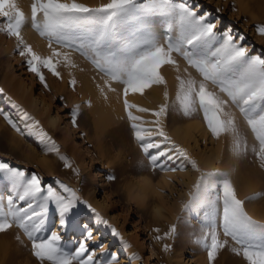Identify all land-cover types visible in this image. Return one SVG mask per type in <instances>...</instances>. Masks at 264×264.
I'll use <instances>...</instances> for the list:
<instances>
[{"label":"snow or ice","instance_id":"snow-or-ice-1","mask_svg":"<svg viewBox=\"0 0 264 264\" xmlns=\"http://www.w3.org/2000/svg\"><path fill=\"white\" fill-rule=\"evenodd\" d=\"M209 15H197L188 0H107L97 6L80 0H30L27 15L18 0H0V33L15 39V49L26 62L27 70L46 89L49 85L42 69L61 79L59 65L76 67L73 53L101 74L102 85L96 87L105 100L108 93H117L114 84L121 86L118 99L122 95L126 121L147 161H139V167H149L153 172L191 170L197 174L181 208L188 216L198 218L200 235L196 243L206 250L209 264H214L222 250L242 256L247 264H264V220L254 219L247 210L249 203L264 198V192L241 199L233 180L236 167L203 170L187 149L165 131L166 121L174 114L186 118L202 114L213 139L230 138V158L247 161L251 157V163L264 171V55L250 54V49L241 43L243 36L237 38L230 30L218 32ZM26 26L47 41L50 55H41L26 41ZM257 32L264 35V26H257ZM163 66L176 73L174 98H170ZM69 84L75 91L77 80L73 77ZM157 88H162V101L155 108L129 101L130 93L143 96L146 90ZM7 98L20 113L24 128L3 108L0 117L21 136H35L46 152L56 153L65 168L73 169L40 122L10 96ZM85 103L91 107V101ZM237 112L252 134L251 145L238 124ZM135 113H150L153 119L145 120ZM79 115L80 106L76 105L71 112L73 127L78 126ZM162 145L165 147L161 150ZM73 171L79 175L77 169ZM107 179L115 177L109 175ZM0 184L8 189L6 196L0 195V234L14 227L22 230L39 264H119L115 254L97 258L90 251L88 242L94 241L95 236L86 225L80 228L75 220L78 204L84 203L95 214L97 223L108 225V221L91 204L81 201L72 188L63 183L62 191L45 186L39 174L3 159ZM53 208L57 230L48 232ZM66 228L84 233V239L74 249H66L62 243ZM176 233L177 226L173 224L163 236L155 238L163 240ZM111 234L120 237L114 227ZM15 239L19 241L20 236ZM121 243L130 247L123 238ZM170 249L171 245H163V251ZM131 259L140 257L134 254Z\"/></svg>","mask_w":264,"mask_h":264},{"label":"rangeland","instance_id":"rangeland-1","mask_svg":"<svg viewBox=\"0 0 264 264\" xmlns=\"http://www.w3.org/2000/svg\"><path fill=\"white\" fill-rule=\"evenodd\" d=\"M188 2L197 15L210 13L208 19L216 23L218 32L230 30L237 38L243 36L244 40L241 43L250 49V54L264 55V35L257 32V26H264V0H188ZM183 66L181 63L182 68ZM42 71L49 85L48 89L44 88L35 74L27 70L26 62L15 49V39L0 33V88L4 89V93L0 95V108L9 112L14 122L24 128L25 122L21 121L19 112L3 106L1 101L4 97L8 100L7 97L10 96L19 104L26 96L22 93V100L18 99L14 88L23 84V88L27 89L29 102L28 107L21 108L40 122V127L56 141L60 154L69 158L73 169H77L79 175L73 169L65 168L56 153L46 152L35 136H21L15 132L3 117H0V159L26 169L29 173L39 174L45 186L52 185L62 191L60 183L67 185L76 191L81 201L91 204L99 215L108 221V225L97 223L95 214L84 203L78 204L75 220L79 222L80 228L86 225L93 231L95 240L89 241L88 247L90 251L95 252L97 258L115 254L119 264H209L206 250L196 243L200 235L198 218L195 215L188 216L181 208L182 202L188 198L187 193L195 179V173L191 170L163 173L159 170L153 172L149 167L141 169L139 161L143 159L145 164L147 161L135 141L130 124L126 121L125 112L123 115L125 119L120 121L122 127L117 135L119 139L117 143L107 138L104 139V145H97L92 117L84 120L80 118L84 109H80L77 127H73L70 122L72 109L76 105L80 108L82 105L85 106L79 95L73 94L77 89L75 88L73 92L69 81L66 83L57 79L46 69ZM173 71L169 72L175 84L176 73L172 74ZM31 82L32 86L29 88ZM170 95L174 98L175 92L174 95L173 93ZM135 114L141 115L145 120L153 119L150 113ZM236 115L241 131L248 137L251 145L254 142L252 134L238 112ZM50 116L56 117L53 125L48 123ZM201 116L186 118L180 115L177 120L169 118L165 131L177 144L187 149L198 164L201 158L209 156L218 148L220 157L214 168H229L231 165L226 164L223 157L226 152L229 155L230 138L213 139ZM173 120L177 122H172L171 125L170 122ZM196 121L204 126L201 125L204 135L202 137L196 135L195 146L192 140L187 144L177 139L174 134L176 125ZM164 147L162 145L161 150ZM150 151L155 153L157 150ZM249 159L239 162L248 163L246 165L254 169L251 157ZM109 175L115 179L108 180ZM143 180L150 182L147 189L143 188ZM157 189H161L162 193ZM7 194L8 189L4 184H0V195ZM155 205L161 206L160 215L154 213ZM57 223V214L53 208L49 213L48 232L57 230ZM173 224L177 226V233L173 237L156 240L157 235L163 236ZM113 227L120 233V237L111 234ZM155 229H159V232ZM17 235L20 236L19 241L15 239ZM121 238L130 247L125 248ZM0 239L3 241L5 252L2 264H39L32 255L31 242L22 230L14 227L7 233L0 234ZM83 239V232L76 228H66L62 243L66 249H74ZM166 243L171 245L168 252L163 251V245ZM134 254L140 259H131ZM228 262L247 264L242 256H236L227 250L221 251L214 264Z\"/></svg>","mask_w":264,"mask_h":264},{"label":"bare ground","instance_id":"bare-ground-1","mask_svg":"<svg viewBox=\"0 0 264 264\" xmlns=\"http://www.w3.org/2000/svg\"><path fill=\"white\" fill-rule=\"evenodd\" d=\"M80 2L88 4L90 6H97L101 3H106L107 0H80ZM18 3L21 6L22 10L26 13V15L30 13V0H18ZM23 35L26 41L33 45L35 51H37L41 55H50V50L47 47V41L41 38L35 30L31 29L30 26L25 27L23 31ZM72 60L75 63L76 67H65L61 64L58 66V70L61 73L62 81L67 83L73 77L77 80V85H76L77 92L73 94L76 96L79 95V98L83 100V104H85V106L82 105L80 108L82 110L84 109L81 112L80 118L84 120V119H89L90 116L92 117L91 122H93L94 137H95V141L97 142V145H104L105 144L104 139L107 138H110L112 139L113 142L117 143V140H119L117 135L119 134L122 127L120 126V121L123 120V119L121 120V117H123L124 115L122 95H120L118 99V93H122L121 86L114 84L113 86L117 88V93H108V99L105 100L100 95L96 87L97 84L102 85L101 74H99L93 68V66L78 53L72 54ZM172 70L173 69L170 68L169 66H163L161 69L162 74L168 80L169 93L170 94L173 93L174 95L175 84L172 81V77L170 75V72H172ZM174 72L175 71H173L172 74H174ZM31 86H32V82L29 88ZM26 87L28 88L27 84ZM14 93L16 94L17 98L18 99L21 98V100H22L21 95L23 93L26 96V98H24L21 102H19V104L21 107L23 106L28 107L27 103L29 102V96H27V89L23 88V84L22 85L20 84L18 85V87H15ZM73 94L69 92V95L72 97ZM171 96L172 95H170V97ZM1 101L3 106H6L8 109L12 108L11 104L8 102V100L5 97L2 98ZM36 101L37 99L34 100V102ZM86 101H91V107H88V105L85 103ZM129 101L150 108H154V106L157 107V105L162 101V88H157L155 90H146L143 96H141L138 93L137 94L130 93ZM85 108L87 110H85ZM177 115H174L173 118L171 117L170 120L171 119L177 120V117H180L179 114ZM55 120H56L55 116H50L48 120L49 125L50 124L53 125L55 123ZM175 120L171 121L170 124L172 125L173 124L172 122H177ZM201 125L202 124L199 123L198 121L192 123H186V124H178L174 128V134L177 137V139L184 141L187 144H189L190 143L189 141L192 140L193 145L195 146L197 141L196 135L200 137L204 135V131L202 129L203 125L202 126ZM66 137H68L67 134ZM222 138L225 140L223 136ZM225 155L223 157V159L226 161L225 163L230 164L231 166L236 167L237 169V171L233 175V180L236 185L238 195L241 199H244L246 196L252 195L255 192H264V171L259 170L256 166L254 169L252 168V166L249 168L248 167L249 165L248 166L246 165L248 163H245L243 161L242 163L230 158L227 152L225 153ZM219 157H220V152L219 149L216 148V150L212 152L209 156L201 158L200 163L198 165L203 170L212 171L216 168L215 164ZM196 175L197 174L195 173L194 177ZM142 183H143V188L145 189H147L150 185V182L148 180H143ZM155 207L161 208L160 205H155L154 208ZM247 209L249 214L252 215L254 219L264 220V198L249 203ZM156 214L160 215V212ZM93 228L94 227L92 226L91 229ZM4 259H5V252L3 251V241L2 239H0V264H2ZM228 264H235V263L228 262Z\"/></svg>","mask_w":264,"mask_h":264},{"label":"clouds","instance_id":"clouds-1","mask_svg":"<svg viewBox=\"0 0 264 264\" xmlns=\"http://www.w3.org/2000/svg\"><path fill=\"white\" fill-rule=\"evenodd\" d=\"M157 191L161 192L162 193V190L161 189H157ZM154 213H159L160 211H162V209L160 207H155L153 209Z\"/></svg>","mask_w":264,"mask_h":264}]
</instances>
